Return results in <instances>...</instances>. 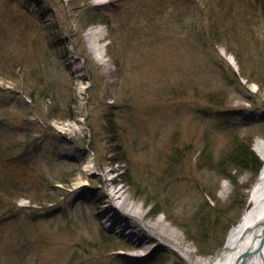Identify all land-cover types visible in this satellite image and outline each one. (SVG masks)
<instances>
[{
	"label": "rangeland",
	"instance_id": "1",
	"mask_svg": "<svg viewBox=\"0 0 264 264\" xmlns=\"http://www.w3.org/2000/svg\"><path fill=\"white\" fill-rule=\"evenodd\" d=\"M168 1L165 10V0H0L2 57L47 67L65 116L47 117L41 104L44 127L22 79L0 78V134L19 132L31 146L23 155L32 164L39 157L49 178L41 195L26 189L16 206L0 199V264H193L177 242L206 260L240 221L259 173L236 170L231 182L211 166L241 140H252L264 164V17L227 16L236 0ZM256 2L264 13V0ZM215 17L224 42L210 36ZM104 180L143 217L116 215L150 239L148 250L103 217L113 207ZM210 193L224 210L216 228L198 217Z\"/></svg>",
	"mask_w": 264,
	"mask_h": 264
},
{
	"label": "trees",
	"instance_id": "2",
	"mask_svg": "<svg viewBox=\"0 0 264 264\" xmlns=\"http://www.w3.org/2000/svg\"><path fill=\"white\" fill-rule=\"evenodd\" d=\"M204 1V0H203ZM221 0H205L206 3L209 2H219L220 4ZM224 0H222L223 2ZM238 0H236L237 2ZM243 3H236L233 2L232 4L229 2V11L224 12L228 14L230 11H241L243 14L241 15L244 18H247L249 15L255 16V15H263L264 13L259 12L257 6L255 5L257 2L256 0H240ZM85 3H88L89 0H84ZM177 2V0H176ZM237 5H236V4ZM258 4V3H257ZM173 5V1L170 4L168 0H165L164 3V8L165 10L168 9L169 7ZM239 5V6H238ZM168 11V10H167ZM99 12L96 13L95 17H99ZM231 16H235L234 14ZM218 19V22L214 24L213 26V31L211 30L210 36L213 37L215 42H224L223 37L220 35L219 30H218V23L222 21V19L215 17ZM94 20V19H93ZM228 21H231L230 19ZM91 23L85 25L87 27L88 25L95 24L97 23L95 21H90ZM235 22V21H234ZM83 21L81 22V24ZM108 24V23H107ZM217 28V30H216ZM4 46H0V78L2 77L3 79H12V80H17V79H22L24 82L25 87V93L29 97V100L33 101L36 106L38 107V118L40 120H43V123H41L44 127H48V119L47 117L49 116L50 118H59V119H64L65 116L62 115L64 111H62L61 107V102L57 96L56 92V86L54 84V80L52 76L50 75V72H47V67L42 66V67H34V68H29L28 65L20 64L16 59L13 58L11 54L8 56L2 57V50L4 49ZM18 63H15V62ZM13 98V97H12ZM206 99L209 103L215 104V105H222V103H219L218 98L215 97V95H206ZM50 101L47 104L46 102ZM43 103H42V102ZM41 102V103H40ZM41 104H46L43 105L44 108L47 110V117L42 113L41 109ZM6 107L9 108V104L6 103ZM11 107V104H10ZM40 108V109H39ZM61 114V115H60ZM3 117L0 115V118ZM109 119V131L110 134L115 137L117 134V127L115 124L111 122L110 118ZM4 119H0V126L6 125L3 122ZM46 123V124H45ZM12 133L16 134L15 136H12ZM10 134L9 136H7ZM8 134L7 135H2L0 134V199L13 203L16 206V203L18 202L19 199H21V193L24 190H29L32 191L33 193L30 196L42 194V185H46L48 183L49 178L46 175V171L44 170L43 167H40L41 159L38 157L36 159V162L32 164L31 161H29L23 153L28 150L31 146L26 144L24 140H18L20 139L19 132L10 130L8 128ZM32 136L29 132H26L24 134V137H30ZM30 139V138H29ZM38 138H35V142L37 141ZM34 142V147H32V156L34 157L35 155L38 154L36 151L37 145ZM252 140L246 141V140H241L237 141L234 143L233 148L231 151L223 158L221 159L218 164H212L211 168L217 170L219 174L222 175L223 180L227 181H233L234 179L233 173L237 171H252L255 174H258L263 166L262 161L260 158L256 155V153L252 149ZM22 149L21 152L15 153V150ZM208 161L206 160V164L210 163L211 159L207 157ZM120 161H115L114 164H118ZM122 163V162H121ZM211 164V163H210ZM40 165V166H38ZM68 175V174H67ZM67 175H62L61 178H58L60 182L65 184L67 187L71 185L70 178H67ZM72 177V176H71ZM140 188H137V191ZM33 198V197H32ZM209 198L211 199V202L209 199L205 204L201 206V209L198 212V217L201 220H206L205 224L208 225L210 228H216L217 225L219 226V219L221 218V214H223L224 210H220L217 208V204L214 205L213 203L216 202V198L213 197L212 193L209 194ZM34 199V198H33ZM43 201V202H42ZM46 202H53L55 201V198L53 200L51 199H46L43 200L42 198L40 199H34L32 202L33 203H44ZM158 207V206H157ZM155 206L151 211H155L157 209ZM204 211V212H201ZM162 212V211H161ZM160 212V213H161ZM163 213V212H162ZM225 213V212H224ZM225 215V214H224ZM188 239L192 241H199V239L196 236H192L190 231H188ZM107 241V240H106ZM200 246V245H199ZM201 247V246H200Z\"/></svg>",
	"mask_w": 264,
	"mask_h": 264
},
{
	"label": "bare ground",
	"instance_id": "3",
	"mask_svg": "<svg viewBox=\"0 0 264 264\" xmlns=\"http://www.w3.org/2000/svg\"><path fill=\"white\" fill-rule=\"evenodd\" d=\"M96 33V32H95ZM92 34V33H90ZM98 33H96V36ZM102 36V34H100ZM97 53V59L100 60V55H103V51L100 50ZM88 149V148H87ZM257 153L264 160V148L259 145L257 147ZM93 161L90 160L86 164V169L92 170ZM110 181L104 180L103 183L106 186L107 198H110V202L113 203V207H109L106 204L105 214L103 217H107L109 221L113 219V224L119 226L123 230L130 232V240L134 244L143 249L148 250V243L150 239L141 238L133 230L136 226L132 223L126 222L123 217H117L116 215L127 214L129 216H136L140 220L143 217L138 213L137 208L128 202L127 196L122 189H115L112 187ZM125 217H127L125 215ZM128 218V217H127ZM160 227V225L157 223ZM157 225L150 224L149 228H152L155 235L159 238L166 240H175L169 237V234L163 229L161 230ZM264 229V164L255 180L253 185L248 191L247 209L245 210L240 221L233 226L225 241L222 249L214 256L204 260L195 257L194 252L191 250V246H187L184 242H177L175 245L189 257L193 264H264V248L260 249V244L263 238ZM139 233V232H138ZM137 238V239H136ZM185 248V249H183ZM141 258L140 255H137Z\"/></svg>",
	"mask_w": 264,
	"mask_h": 264
},
{
	"label": "water",
	"instance_id": "4",
	"mask_svg": "<svg viewBox=\"0 0 264 264\" xmlns=\"http://www.w3.org/2000/svg\"><path fill=\"white\" fill-rule=\"evenodd\" d=\"M260 249L262 248H264V229H263V238H262V241H261V244H260V247H259Z\"/></svg>",
	"mask_w": 264,
	"mask_h": 264
}]
</instances>
